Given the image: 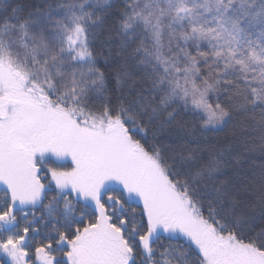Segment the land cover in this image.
Segmentation results:
<instances>
[{
    "label": "snow or ice",
    "instance_id": "1",
    "mask_svg": "<svg viewBox=\"0 0 264 264\" xmlns=\"http://www.w3.org/2000/svg\"><path fill=\"white\" fill-rule=\"evenodd\" d=\"M0 264H264V0H0Z\"/></svg>",
    "mask_w": 264,
    "mask_h": 264
}]
</instances>
